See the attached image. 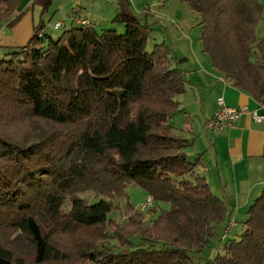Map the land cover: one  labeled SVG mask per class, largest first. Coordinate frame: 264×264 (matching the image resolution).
I'll list each match as a JSON object with an SVG mask.
<instances>
[{
  "label": "trees",
  "instance_id": "obj_1",
  "mask_svg": "<svg viewBox=\"0 0 264 264\" xmlns=\"http://www.w3.org/2000/svg\"><path fill=\"white\" fill-rule=\"evenodd\" d=\"M22 1L0 0V24L19 22ZM180 1L200 19L212 67L264 104L263 4ZM76 17L57 38L41 21L26 45L0 57V264H27L8 246L10 234L31 245L32 264H264V188L238 238L213 245L233 208L200 172L202 155H189L194 141L170 123L189 82L167 42L147 51L152 26L128 0L112 19L123 34ZM25 117L54 133L10 135ZM132 184L160 210L150 223L130 202ZM115 211L121 220L110 218ZM78 231L96 238L72 257L61 239Z\"/></svg>",
  "mask_w": 264,
  "mask_h": 264
},
{
  "label": "rangeland",
  "instance_id": "obj_2",
  "mask_svg": "<svg viewBox=\"0 0 264 264\" xmlns=\"http://www.w3.org/2000/svg\"><path fill=\"white\" fill-rule=\"evenodd\" d=\"M95 1L96 8L94 11L89 9L88 12H86V14L88 13V19L92 22L94 27L99 31L113 29L119 34H123L125 32L124 25L121 23H112V19L116 14V10L119 8V0ZM128 1L131 4V11L136 16L142 17L143 23H147L152 26L153 30L151 31V38L147 47L148 52H152L155 45L161 43V41L164 40V37L167 41L168 47L171 49V54L173 57L172 65L173 67H176L182 71L186 81L189 79H191V81L194 80V77L191 76L188 78V75L191 74L195 69L196 77L201 78L204 76L203 67L205 66H202V63H206L210 66L212 65L208 56L203 52L201 29L199 27L200 19L188 8L186 4L180 0ZM259 1L264 6V0ZM46 2L47 0H37L35 5V25H38L42 19L48 34L54 38H57L63 33L65 28L55 29V24L60 21L65 22L66 24L68 23V16L70 15L72 8L75 7L76 2H73V0H51L47 9L44 10ZM88 2L89 1H86L85 3L88 4ZM4 24L5 23H1L0 28ZM75 27L78 26L75 25ZM263 31L264 21H261L259 24V32L262 34ZM0 57L2 58L3 54ZM188 89H191L190 84H188ZM180 98L181 96L176 98V100L180 103L178 110L180 112L177 111V113H175L173 118L170 120V123H173L177 130L185 134L189 125H194L198 122V117L203 119L201 109L202 104L200 99L196 102L194 98L191 100L186 99V97ZM185 108L189 110L192 122L189 120L187 114H185L183 111ZM54 130L55 126L53 124L44 120H39L37 118L28 117H25L16 124L12 123L9 127L10 135L13 137L17 136L18 138H21L25 136L31 138L32 140H35L37 137H44L48 133H54ZM127 192L130 202L133 204V206L144 213L146 223H150L156 218L160 210H142L148 196L140 186L134 184L129 185L127 187ZM228 203L232 207V204L230 202ZM160 209H168V205L161 203ZM121 217L122 216L120 215L119 211H115L110 214V218L112 219L121 220ZM231 219L232 221L227 226H225L224 231L222 232L221 230L213 238L212 242L214 247L221 244V237L224 235L227 236V239H234L238 238V236L241 234L243 230V221H245L246 215L243 212L232 213ZM231 230L232 232L230 234H226ZM76 234L77 236L74 235L71 238L61 239L63 242L62 244L72 245L71 248L64 249L70 252L72 257H76L79 250L86 248L84 244L87 241L92 242L96 238L94 233L88 232L85 234L84 231H78ZM100 234L101 233L99 232L98 235L101 236ZM15 236V234H10L6 237L8 246H10L15 252V256L17 258H22V260H24V262L27 264H32L34 260L33 248L31 245H29L25 238L21 237V239H16Z\"/></svg>",
  "mask_w": 264,
  "mask_h": 264
},
{
  "label": "crops",
  "instance_id": "obj_3",
  "mask_svg": "<svg viewBox=\"0 0 264 264\" xmlns=\"http://www.w3.org/2000/svg\"><path fill=\"white\" fill-rule=\"evenodd\" d=\"M84 1L89 2L86 4ZM73 2L76 4L67 21L72 16L89 20L86 12L89 9L94 11L96 1L73 0ZM36 3L37 0H23L17 11L23 14L19 22L13 27L7 26L6 23L1 26L0 56L11 48L21 47L29 42L36 26ZM47 7L45 6L44 10ZM163 39L166 41L164 37ZM202 66H205L204 76L196 77L195 69L188 75V78L194 77L193 81L188 80L191 89L181 95V98L186 97L188 100L194 98L196 102L200 99L202 104L203 119L198 117V122L189 125L184 134L194 141L188 153L202 155L203 165L200 172L206 177L211 190L232 204L233 213L243 212L246 215L248 208L264 188V122H257L252 117L254 112L264 116V104L230 86L212 66L206 63H202ZM221 97L228 107L246 108L247 113L234 127L215 131L208 123L218 110V99ZM183 111L190 116L187 108ZM190 121L192 122L191 119Z\"/></svg>",
  "mask_w": 264,
  "mask_h": 264
},
{
  "label": "built area",
  "instance_id": "obj_4",
  "mask_svg": "<svg viewBox=\"0 0 264 264\" xmlns=\"http://www.w3.org/2000/svg\"><path fill=\"white\" fill-rule=\"evenodd\" d=\"M77 18V17H76ZM78 19V18H77ZM81 20V19H79ZM78 20V22H80ZM85 23V22H82ZM62 26V22L55 24V28ZM247 113L246 108H230L228 107L224 99L221 97L218 99V110L209 121V127L215 131H221L226 127H234L241 120L242 116ZM252 117L257 122H264V116H261L254 112ZM152 207V198L148 197L142 210L150 209Z\"/></svg>",
  "mask_w": 264,
  "mask_h": 264
}]
</instances>
